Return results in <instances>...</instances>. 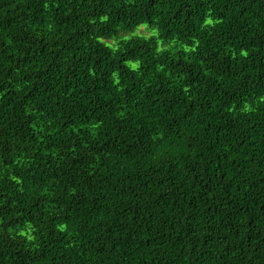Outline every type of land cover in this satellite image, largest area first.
<instances>
[{
    "label": "trees",
    "instance_id": "16d2710c",
    "mask_svg": "<svg viewBox=\"0 0 264 264\" xmlns=\"http://www.w3.org/2000/svg\"><path fill=\"white\" fill-rule=\"evenodd\" d=\"M0 264H264V0H0Z\"/></svg>",
    "mask_w": 264,
    "mask_h": 264
},
{
    "label": "rangeland",
    "instance_id": "374dc122",
    "mask_svg": "<svg viewBox=\"0 0 264 264\" xmlns=\"http://www.w3.org/2000/svg\"><path fill=\"white\" fill-rule=\"evenodd\" d=\"M157 34V30L156 29H151L148 25L143 24L138 26L134 31L129 32L125 35H123L124 38H128L134 35H144V36H153ZM118 41V39H112L109 41L110 44L114 45L116 44V42ZM131 65H133L134 67L137 66V63H131Z\"/></svg>",
    "mask_w": 264,
    "mask_h": 264
}]
</instances>
